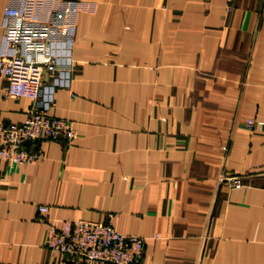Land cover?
I'll use <instances>...</instances> for the list:
<instances>
[{
	"label": "crops",
	"instance_id": "crops-1",
	"mask_svg": "<svg viewBox=\"0 0 264 264\" xmlns=\"http://www.w3.org/2000/svg\"><path fill=\"white\" fill-rule=\"evenodd\" d=\"M25 1L0 0V55L5 9ZM35 13L65 28L42 99L76 135L40 142L37 163L0 159V264H45L49 225L81 218L143 236L142 264H264V128L244 125L264 120V0H40ZM6 86L0 119L22 122L32 102Z\"/></svg>",
	"mask_w": 264,
	"mask_h": 264
},
{
	"label": "built area",
	"instance_id": "built-area-1",
	"mask_svg": "<svg viewBox=\"0 0 264 264\" xmlns=\"http://www.w3.org/2000/svg\"><path fill=\"white\" fill-rule=\"evenodd\" d=\"M39 3L40 0H27L22 6H8L5 9V39L10 44V52L0 55V76L5 77L9 82L6 88L9 96L26 97L32 102L29 116L23 123L6 125V128L0 126V151L1 146L8 142L6 139L15 136L19 140L16 145L14 143L11 150L17 156L15 161L17 164L35 163L42 159L41 153L30 151L39 139L62 138L72 142L71 139L76 135L72 122L47 116L45 110L37 109L38 106L43 107L45 103L41 98L45 89L43 85L45 69L49 64H53L50 67H57L58 57L54 46L59 41L58 36L64 28L56 20L40 19L35 13ZM69 4L72 7L74 2L70 1ZM256 125L264 128V120L249 118L245 122V127L248 129L255 128ZM0 156L9 157L2 153ZM232 180L236 186H240L239 179L232 178ZM47 210V205L39 206V211ZM74 221L64 220L60 225L52 224L47 231L45 244L51 247L56 240H61V246L64 247L74 233L78 237L79 234L84 235L92 231L97 233L100 243L89 255L74 254V251L64 247L68 257L62 262L63 264H112L107 260H114L115 253L127 256L119 264H136L137 257L141 258L144 253L143 236L122 233L110 221ZM55 249L61 250L60 247ZM90 258L95 259V263Z\"/></svg>",
	"mask_w": 264,
	"mask_h": 264
},
{
	"label": "rangeland",
	"instance_id": "rangeland-1",
	"mask_svg": "<svg viewBox=\"0 0 264 264\" xmlns=\"http://www.w3.org/2000/svg\"><path fill=\"white\" fill-rule=\"evenodd\" d=\"M70 8V7H69ZM53 64H49V66H46L47 68L45 69V72L48 70V71H51V72H54L56 69H58L56 66L54 67H50L52 66ZM44 77H45V74H44ZM44 77H43V85H44ZM9 82L7 80V86H8ZM7 86L5 87V90H4V94L6 96H9L7 94ZM42 98V97H41ZM32 105V104H31ZM43 107H40L38 106L37 109H43L45 110V112L47 113V116H51V117H56V116H53V115H49L48 112H47V104L46 102L42 105ZM29 110L27 112V115H26V118L29 116ZM25 118V120H26ZM57 118H60V117H57ZM251 118V117H249ZM249 118H246L244 120V125H245V122H247V119ZM65 120H68L69 122H72L71 120L69 119H66V118H63ZM24 120V121H25ZM24 121L22 122H11V121H4L2 119H0V126H4L6 128V125H12V124H21L23 123ZM73 123V122H72ZM247 128V127H246ZM248 129V128H247ZM255 128H249V130H253ZM75 130V128H74ZM76 132V131H75ZM62 139V138H61ZM74 139V138H73ZM73 139H71L73 141ZM8 142L3 144L1 147V151L0 153H2L3 155H7L8 158H5V157H1L0 156V159H4L5 161H7L9 164L11 165H20L22 163H19L17 164L15 161H17V156L14 152H12V147L15 143V145L17 143H19V140L17 137L15 136H12V138L10 139H6ZM45 140H58V139H39L37 141V143L34 145V147L32 149H30V151L32 152H36V153H41L40 155L42 156V159H44L45 157V153L42 149H40L38 146H39V143L42 142V141H45ZM68 142V141H67ZM68 143H72V142H68ZM6 147V148H5ZM3 148H5V150L3 151ZM10 158V159H9ZM41 160H39L38 162H40ZM37 163V162H35ZM232 178H234V176H230V177H227V181L229 184H231V186L233 187H237L234 183V180H232ZM242 184V183H241ZM240 184V185H241ZM66 220H71V222H75L74 220H86V221H99V220H89V219H66ZM64 221V220H63ZM101 221H110L111 220H101ZM62 222V221H61ZM112 223V222H111ZM54 224V223H53ZM113 224V223H112ZM52 224L49 225L48 229L50 228ZM47 229V231H48ZM46 235H47V232H46ZM80 236L77 237V234L74 233L72 237H70L71 239H68L67 240V246H64L65 248H67L69 251H74V254H78V255H89L90 253H92L99 245V240H98V236H97V233L95 234V231H92L91 233L87 232L85 233L84 235H81L79 234ZM46 237L45 236V241H46ZM45 241H44V245L47 249H49L51 252L53 253H56V257L55 258H52L51 260H48L45 264H51L53 262L57 263V264H63L62 262L65 261L68 257V254L65 252L67 251L64 247L61 246V240H56L53 245L50 247V246H47L45 244ZM72 244V245H71ZM97 245V246H96ZM69 246V247H68ZM56 247H60L61 250H57L55 249ZM73 247V248H72ZM78 252V253H77ZM130 253V252H129ZM89 257V256H88ZM116 257V258H115ZM127 256L126 255H120L118 253H115L114 254V260H107V261H110V263L114 264V263H121L122 261H124V259L126 258ZM140 257H137V260H136V264H142V259H143V254L141 256V258L139 259ZM92 260L93 263H95V259L93 258H90ZM138 260L140 262H138Z\"/></svg>",
	"mask_w": 264,
	"mask_h": 264
}]
</instances>
